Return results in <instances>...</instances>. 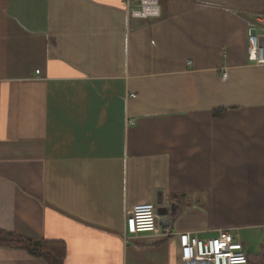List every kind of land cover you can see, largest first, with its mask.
<instances>
[{
	"label": "crops",
	"instance_id": "1",
	"mask_svg": "<svg viewBox=\"0 0 264 264\" xmlns=\"http://www.w3.org/2000/svg\"><path fill=\"white\" fill-rule=\"evenodd\" d=\"M159 5L0 0V229L63 241L64 264H180L176 235L124 242L142 203L173 233L264 231V0Z\"/></svg>",
	"mask_w": 264,
	"mask_h": 264
},
{
	"label": "built area",
	"instance_id": "2",
	"mask_svg": "<svg viewBox=\"0 0 264 264\" xmlns=\"http://www.w3.org/2000/svg\"><path fill=\"white\" fill-rule=\"evenodd\" d=\"M129 18H148L160 15L159 0H122ZM264 24V14L258 16ZM248 60L252 64H264V33L255 29L248 37ZM227 71H221L222 80L227 79ZM133 123L132 119L128 124ZM160 203H142L127 208L125 212V232L123 240L126 244L142 233L156 236L176 235L179 248L180 264H244L247 259L245 245L241 239L229 229H220L212 237H200L195 232L181 231L177 233L163 224L158 214Z\"/></svg>",
	"mask_w": 264,
	"mask_h": 264
},
{
	"label": "trees",
	"instance_id": "3",
	"mask_svg": "<svg viewBox=\"0 0 264 264\" xmlns=\"http://www.w3.org/2000/svg\"><path fill=\"white\" fill-rule=\"evenodd\" d=\"M177 210L171 214L174 219ZM0 246L17 247L28 254L43 258L48 264H64L66 245L59 240H31L13 232L0 229ZM244 264H264V241L257 254H248Z\"/></svg>",
	"mask_w": 264,
	"mask_h": 264
},
{
	"label": "rangeland",
	"instance_id": "4",
	"mask_svg": "<svg viewBox=\"0 0 264 264\" xmlns=\"http://www.w3.org/2000/svg\"><path fill=\"white\" fill-rule=\"evenodd\" d=\"M206 234V235H214ZM240 239L246 244V252L248 254H257L260 249V244L264 241L263 228L245 229L240 234Z\"/></svg>",
	"mask_w": 264,
	"mask_h": 264
},
{
	"label": "water",
	"instance_id": "5",
	"mask_svg": "<svg viewBox=\"0 0 264 264\" xmlns=\"http://www.w3.org/2000/svg\"><path fill=\"white\" fill-rule=\"evenodd\" d=\"M173 209H174V203H171V204H170V210H173ZM159 222H160V224L165 225V224L167 223V219H166V218H161V219L159 220Z\"/></svg>",
	"mask_w": 264,
	"mask_h": 264
},
{
	"label": "flooded vegetation",
	"instance_id": "6",
	"mask_svg": "<svg viewBox=\"0 0 264 264\" xmlns=\"http://www.w3.org/2000/svg\"><path fill=\"white\" fill-rule=\"evenodd\" d=\"M175 209H176V208L174 207V209H173V210H170V209H168V210L172 211V213H173V212L175 211Z\"/></svg>",
	"mask_w": 264,
	"mask_h": 264
}]
</instances>
